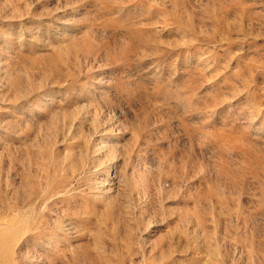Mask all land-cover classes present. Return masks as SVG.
Here are the masks:
<instances>
[{
  "label": "rangeland",
  "instance_id": "374dc122",
  "mask_svg": "<svg viewBox=\"0 0 264 264\" xmlns=\"http://www.w3.org/2000/svg\"><path fill=\"white\" fill-rule=\"evenodd\" d=\"M0 264H264V0H0Z\"/></svg>",
  "mask_w": 264,
  "mask_h": 264
}]
</instances>
